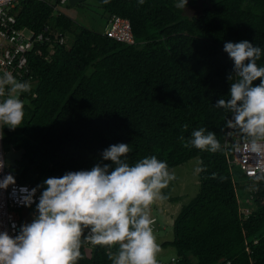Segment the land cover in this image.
I'll return each instance as SVG.
<instances>
[{
    "label": "trees",
    "instance_id": "obj_1",
    "mask_svg": "<svg viewBox=\"0 0 264 264\" xmlns=\"http://www.w3.org/2000/svg\"><path fill=\"white\" fill-rule=\"evenodd\" d=\"M93 1L99 29L56 11L60 0L20 2L19 27L39 32L50 25L69 38L54 53L39 45L43 55L30 54V74L20 79L31 85L20 95L23 124L3 128L6 151L26 150L16 167H8L16 182L36 187L45 178L90 169L102 161L103 149L119 142L130 144V164L156 155L171 170L199 158L206 166L199 173L200 190L174 219V239L163 246L175 247L176 264H264V176L257 180L241 171L250 179L245 186L250 212L241 213L224 147L231 117L214 107L227 98L233 75L224 42L247 39L264 48V0H201L202 11L194 16L177 9L174 0ZM89 3L77 6L90 10ZM113 15L130 20L134 43L105 34ZM200 127L216 133L222 151L184 147ZM82 241L77 264H111L118 251V245L88 247Z\"/></svg>",
    "mask_w": 264,
    "mask_h": 264
},
{
    "label": "clouds",
    "instance_id": "obj_2",
    "mask_svg": "<svg viewBox=\"0 0 264 264\" xmlns=\"http://www.w3.org/2000/svg\"><path fill=\"white\" fill-rule=\"evenodd\" d=\"M174 5L185 10L188 0H174ZM223 51L233 61V75L228 77L227 98L218 99L214 107L229 113L227 127L241 133L242 144L236 147H243L250 157L264 158V64H258L264 58V48L244 39L225 41ZM257 78L260 81L254 84ZM30 91L29 82L18 80L10 71L0 73V130L5 126L14 130L23 124L25 108L20 95ZM183 127L187 129L188 125ZM184 147L209 153L222 151L216 133L205 127L194 128ZM131 150L129 143L111 144L100 153L102 161L90 169L45 178L31 189L19 186L18 203L25 206L34 203L38 189L42 191L31 222L20 224L17 230L12 220L14 235L8 229L0 230V264H77L82 238L94 245H118V251L110 257L111 264H158L160 245L153 234L149 209L167 199L162 190L175 179V173L156 155L130 164ZM6 167L0 153V173ZM205 169L203 161L197 160L194 171ZM250 175L259 180L264 176V166ZM15 184L11 172L0 176V190Z\"/></svg>",
    "mask_w": 264,
    "mask_h": 264
},
{
    "label": "built area",
    "instance_id": "obj_3",
    "mask_svg": "<svg viewBox=\"0 0 264 264\" xmlns=\"http://www.w3.org/2000/svg\"><path fill=\"white\" fill-rule=\"evenodd\" d=\"M21 1L22 0H0V73L10 71L18 80L30 74V54L34 51L37 55H43V50L39 45H48L50 52L54 53L56 44H68L69 38L67 33L60 29H53L50 25H47L44 31L39 32L28 26L19 27L17 23V11ZM66 1L67 0H60L61 3H65ZM105 34L117 41L127 43L135 42L130 20L119 15H113L110 18L105 29ZM0 99H2V97H0ZM0 135H2L0 136V153L3 154L6 160L3 130H0ZM238 144H242V137L238 129H228L224 147L232 170L236 166L245 175L254 177L250 175V172L257 171L260 167L264 166V158L257 159L255 157H250L243 147H236ZM8 167L4 169V173L10 172ZM4 173H0V176ZM19 186H27L29 189L35 187L30 183L16 182L15 185H10L8 189L0 190V230L8 229L10 234L13 235L15 233L11 231V221L14 220L16 222L17 230L20 224L31 222L35 211V203L38 202L40 194V191L37 190L34 203L31 206H25L18 203V197L20 195ZM14 187L17 189L15 192L13 191ZM239 203H241V213L248 214L250 212V207L247 203H250V199L239 197ZM149 214L154 221L152 228L155 229L157 217L153 214L151 206ZM85 241L88 247L96 246L92 244L90 240L85 239ZM176 261L177 258L172 257L170 260L158 262V264H176Z\"/></svg>",
    "mask_w": 264,
    "mask_h": 264
},
{
    "label": "rangeland",
    "instance_id": "obj_4",
    "mask_svg": "<svg viewBox=\"0 0 264 264\" xmlns=\"http://www.w3.org/2000/svg\"><path fill=\"white\" fill-rule=\"evenodd\" d=\"M90 3V10L82 9L78 6H69L67 3H60L58 8L61 12L71 16L78 23L90 27L92 29H99L101 25V18H99L98 10L93 0H88ZM202 2L198 1L196 4L189 3L186 7L185 14L188 16L199 15L202 11ZM103 24V22H102ZM15 95V93H13ZM199 158H193L190 161L171 169L175 173V179L162 191L169 193L172 197L180 196V201L172 202L166 199L163 203H156L151 206L153 214L157 217V223L153 234L156 237L157 243L160 245V252L157 254L158 262L164 259L169 260L176 254V249L171 244L163 246V244L170 243L174 239L173 223L176 216L181 212L183 206L194 198L200 190L199 173L194 171L196 161ZM233 175L238 184V192L241 198L247 199L249 192L246 190V185L250 179L243 175L238 167L233 168ZM243 202V201H242ZM91 248H88V252Z\"/></svg>",
    "mask_w": 264,
    "mask_h": 264
},
{
    "label": "water",
    "instance_id": "obj_5",
    "mask_svg": "<svg viewBox=\"0 0 264 264\" xmlns=\"http://www.w3.org/2000/svg\"><path fill=\"white\" fill-rule=\"evenodd\" d=\"M86 0H67V4L69 6H77L79 3L84 2ZM26 150L24 148L16 149L14 146H11L6 151V163L9 167H16L17 161L22 160L24 153Z\"/></svg>",
    "mask_w": 264,
    "mask_h": 264
},
{
    "label": "crops",
    "instance_id": "obj_6",
    "mask_svg": "<svg viewBox=\"0 0 264 264\" xmlns=\"http://www.w3.org/2000/svg\"><path fill=\"white\" fill-rule=\"evenodd\" d=\"M173 256H176V255H173ZM173 256H172V257H173ZM172 257H171V258H172ZM164 260H166V259H164ZM164 260H163V261H164Z\"/></svg>",
    "mask_w": 264,
    "mask_h": 264
}]
</instances>
